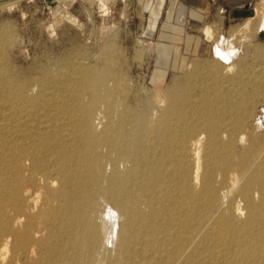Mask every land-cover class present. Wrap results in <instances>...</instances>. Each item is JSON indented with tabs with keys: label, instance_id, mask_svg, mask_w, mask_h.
I'll use <instances>...</instances> for the list:
<instances>
[{
	"label": "bare ground",
	"instance_id": "6f19581e",
	"mask_svg": "<svg viewBox=\"0 0 264 264\" xmlns=\"http://www.w3.org/2000/svg\"><path fill=\"white\" fill-rule=\"evenodd\" d=\"M8 40L0 264H264V70L217 45L216 63L132 96L110 61L14 72Z\"/></svg>",
	"mask_w": 264,
	"mask_h": 264
},
{
	"label": "rangeland",
	"instance_id": "374dc122",
	"mask_svg": "<svg viewBox=\"0 0 264 264\" xmlns=\"http://www.w3.org/2000/svg\"><path fill=\"white\" fill-rule=\"evenodd\" d=\"M157 20L158 12L154 16L145 0H0V32L9 36L4 48L14 72L34 74L44 65L57 71L65 64L66 73L77 65L108 73L105 63L110 61L114 70L125 72L134 96L164 89L175 77H184L191 63H216L219 43L239 48L243 73L264 70V38L253 32L254 26L222 28L204 22L186 29L192 38L172 28L165 37ZM254 100L252 124L260 129L264 92ZM90 103L87 98L85 105Z\"/></svg>",
	"mask_w": 264,
	"mask_h": 264
},
{
	"label": "crops",
	"instance_id": "0c3cea01",
	"mask_svg": "<svg viewBox=\"0 0 264 264\" xmlns=\"http://www.w3.org/2000/svg\"><path fill=\"white\" fill-rule=\"evenodd\" d=\"M147 7L158 12L157 25L165 31L161 32L163 36H169L171 28L174 34H185L192 38L186 31L187 28L193 30L208 22L209 26H220L222 28L239 27L249 28L254 26L256 34L264 38V0H145ZM152 3V4H151ZM156 3L155 5H153ZM263 4V5H261ZM153 5V6H152ZM261 5V6H260ZM260 6V8H259ZM164 16V20H159ZM159 21V22H158ZM263 23V24H262ZM160 24V25H159ZM212 29L206 28V32ZM217 45H220L217 44ZM222 48L231 52L236 50L238 57L240 50L236 46L228 48L221 45Z\"/></svg>",
	"mask_w": 264,
	"mask_h": 264
}]
</instances>
